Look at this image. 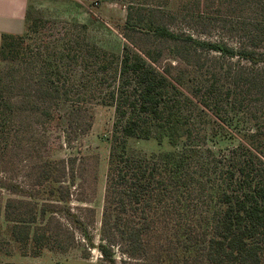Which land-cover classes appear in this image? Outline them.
<instances>
[{"label":"trees","instance_id":"trees-1","mask_svg":"<svg viewBox=\"0 0 264 264\" xmlns=\"http://www.w3.org/2000/svg\"><path fill=\"white\" fill-rule=\"evenodd\" d=\"M27 16L24 32L0 43V61L12 63L0 76V249L11 241L37 256L82 243V257L95 249L101 264H264V46L235 49L149 22V43L124 33L115 55L71 37L43 44L53 23ZM94 99L115 112L98 243L94 209L71 208L76 159L45 156L36 138L63 103L64 141L84 135L82 106ZM247 104L253 131L208 148L231 136L220 124L239 125ZM128 139L173 150L146 155Z\"/></svg>","mask_w":264,"mask_h":264},{"label":"rangeland","instance_id":"rangeland-1","mask_svg":"<svg viewBox=\"0 0 264 264\" xmlns=\"http://www.w3.org/2000/svg\"><path fill=\"white\" fill-rule=\"evenodd\" d=\"M130 10V23L134 32H128L124 27ZM263 11L264 0H86L65 4L49 0L31 6L27 17L53 23V31H57L55 37H47L51 32L46 29L40 33L46 35L43 44L48 45H52L57 38L67 40V37H71L86 40L107 52L120 55L123 45L127 43L124 33L131 34L139 45L150 42L144 30H147V23L152 22L166 25L175 32L185 31L196 38L223 42L235 49L247 46L260 52L264 46ZM139 14L142 15L140 20ZM237 61L234 59L231 62ZM11 65L9 61H0V76L6 75ZM82 109L87 110L84 114L90 126L84 135L74 137L70 144L64 141L69 119V106L66 103L57 109L60 118L39 127L37 132L40 137L36 138L40 142L45 140V144L40 143L45 156L76 159L71 208L74 211L76 207L94 209V224L89 230L94 242L98 243L115 112L113 107L99 104L96 99L83 105ZM254 111L252 105L247 104L238 117L239 125H235L234 121H230L231 127L220 124L231 136L219 139L216 143L208 139L207 147L218 152L242 142V136L255 128ZM210 131L209 126L208 136ZM127 145L132 151L146 155L173 150L166 140L159 144L154 139H128ZM82 245L80 243L66 253L43 250L39 255L32 256L29 253L24 255L10 241L0 249V264H101L95 249L90 250L87 259L83 258ZM116 260L117 264H129L121 263L118 257Z\"/></svg>","mask_w":264,"mask_h":264},{"label":"crops","instance_id":"crops-1","mask_svg":"<svg viewBox=\"0 0 264 264\" xmlns=\"http://www.w3.org/2000/svg\"><path fill=\"white\" fill-rule=\"evenodd\" d=\"M49 0H0V43L3 34L21 35L25 29L26 14L31 6ZM55 3H82L86 0H51Z\"/></svg>","mask_w":264,"mask_h":264}]
</instances>
